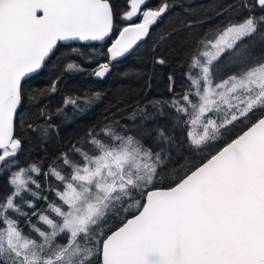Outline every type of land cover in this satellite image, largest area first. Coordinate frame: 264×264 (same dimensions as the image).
<instances>
[{
	"label": "snow or ice",
	"instance_id": "snow-or-ice-1",
	"mask_svg": "<svg viewBox=\"0 0 264 264\" xmlns=\"http://www.w3.org/2000/svg\"><path fill=\"white\" fill-rule=\"evenodd\" d=\"M147 4L125 0L120 11L114 0H0V170L15 165L21 150L16 129L29 101L27 80L61 47L80 52L64 42H84L106 56L92 73L105 77L169 9ZM239 7L246 14L237 22L199 38L185 73L195 91L172 100L193 146L236 134L170 183L160 152L109 125L85 134L91 151L73 144V155L62 152L48 171L19 168L0 197V264H264V57L253 58L248 46L264 33V14L255 13L264 0H240ZM225 54L238 70L221 78ZM172 85L169 76L170 92ZM78 101L87 104L88 97H66L63 106ZM39 115L51 120L43 105ZM41 176L58 182L50 187L56 199L41 195Z\"/></svg>",
	"mask_w": 264,
	"mask_h": 264
},
{
	"label": "trees",
	"instance_id": "trees-1",
	"mask_svg": "<svg viewBox=\"0 0 264 264\" xmlns=\"http://www.w3.org/2000/svg\"><path fill=\"white\" fill-rule=\"evenodd\" d=\"M114 2L120 11L125 10V0ZM163 3H168V11L130 54L113 63L105 77L98 78L92 73L107 57L96 56L87 45L78 44L74 46L80 49L79 53L61 47L41 73L27 80L25 90L29 101L22 113V123L16 129L21 150L15 158V165L0 170V197L11 191L9 177L19 168L28 169L37 164L48 171L49 166L58 163L57 157L62 152L73 155L70 151L73 144L91 151L85 144V134L90 129L99 132L105 125L114 126L121 135H134L153 154L160 152L165 183L182 175L236 134L237 129H232L214 146H193L187 137L190 129L185 123L186 118L172 107V100L190 87L192 92L195 91L185 73L190 51L196 47L199 38L229 21L237 22L246 10L239 7L240 0H148L147 7L155 9ZM255 13L261 15L264 10L256 8ZM248 46L253 58L264 57V33L258 32L250 38ZM106 47L107 43L96 51L103 52ZM94 56L95 59H89ZM161 58L164 64L157 62ZM220 60L223 63L218 70L219 77L225 78L227 73L234 74L238 70L226 54ZM69 63H74L76 68L67 69ZM81 65L84 70H76ZM169 76L173 79L171 92ZM57 78L56 91L51 93L49 89ZM41 90L43 95H40ZM32 96L38 97L36 104L31 101ZM83 96L88 97L87 104L78 101L75 107L71 104L63 106L66 97ZM42 105L51 116L50 121L40 117ZM29 123L36 128L35 131L28 127ZM161 132L164 136L160 135ZM25 175L29 173L26 171ZM38 179L41 195H47L49 200L56 199L50 187H55L58 182L51 177ZM46 203L41 202L38 206L43 209ZM117 222L113 221L107 227ZM100 230L106 229L102 226Z\"/></svg>",
	"mask_w": 264,
	"mask_h": 264
},
{
	"label": "water",
	"instance_id": "water-1",
	"mask_svg": "<svg viewBox=\"0 0 264 264\" xmlns=\"http://www.w3.org/2000/svg\"><path fill=\"white\" fill-rule=\"evenodd\" d=\"M64 43H66V44H71V45H78V44H81V45H86L84 42H64ZM94 44H96V45H100L101 44V42H93ZM106 44V43H105ZM34 76V75H33ZM20 152V151H19ZM19 152H18V154H19ZM17 154V155H18ZM0 169H1V165H0Z\"/></svg>",
	"mask_w": 264,
	"mask_h": 264
},
{
	"label": "rangeland",
	"instance_id": "rangeland-1",
	"mask_svg": "<svg viewBox=\"0 0 264 264\" xmlns=\"http://www.w3.org/2000/svg\"><path fill=\"white\" fill-rule=\"evenodd\" d=\"M227 75H231V74L227 73ZM225 78H227V77H225ZM192 130H194V131H196V132H199V131H200V128L197 127V128H195V129H192ZM121 219H123V217H121ZM101 231H103V230H101Z\"/></svg>",
	"mask_w": 264,
	"mask_h": 264
}]
</instances>
